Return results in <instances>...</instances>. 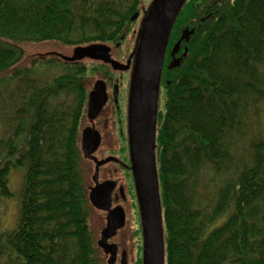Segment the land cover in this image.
<instances>
[{"label":"trees","instance_id":"obj_1","mask_svg":"<svg viewBox=\"0 0 264 264\" xmlns=\"http://www.w3.org/2000/svg\"><path fill=\"white\" fill-rule=\"evenodd\" d=\"M142 0H0V200L23 167L16 226L0 230V264H106L81 144L87 65L41 56L10 69L21 43H134ZM142 17L134 31L132 17ZM140 16L138 19H140ZM185 28L181 65L162 70L156 151L165 264H264V0H187L170 32ZM182 55V54H181ZM222 221V222H221ZM221 222V223H220Z\"/></svg>","mask_w":264,"mask_h":264},{"label":"water","instance_id":"obj_2","mask_svg":"<svg viewBox=\"0 0 264 264\" xmlns=\"http://www.w3.org/2000/svg\"><path fill=\"white\" fill-rule=\"evenodd\" d=\"M186 1L153 0L142 18L138 42L130 57V63L133 66L129 102L130 154L143 226L144 264H165L163 209L156 155L157 117L168 39L175 19ZM138 16L139 12H135L132 20L135 21ZM194 33V29L183 30L180 39L172 48L171 55L174 58L169 68L180 66L182 58H175V55L179 52L181 43L189 41ZM77 54L82 55L83 50L79 49ZM115 65L118 69L122 68L120 64L115 63ZM104 98L105 83L97 81L94 91L89 92L88 96L87 110L89 108L90 117L94 118L99 113ZM81 144L84 158L91 156L101 145L100 133L91 128L85 129ZM84 168L87 180L89 173L85 164ZM115 186V182L106 181L92 187V192L89 191L94 207H99L101 211L104 209L108 213L99 241L106 254L109 249L115 250V245L110 243V239L114 236L116 228L122 225L126 218L122 207L111 209L112 192ZM108 264H114V260L110 259Z\"/></svg>","mask_w":264,"mask_h":264},{"label":"flooded vegetation","instance_id":"obj_3","mask_svg":"<svg viewBox=\"0 0 264 264\" xmlns=\"http://www.w3.org/2000/svg\"><path fill=\"white\" fill-rule=\"evenodd\" d=\"M132 53L125 61L110 56L111 63L108 61L98 62L100 68L110 65L115 74L119 72V78L114 81L113 77H106V72L102 75V72L99 71V79L96 82L103 81L105 83V98L99 113L94 118L90 117L88 108L82 130V135L87 128L98 131L101 135L99 149L91 156L84 158V164L91 166V168L88 167L90 185L94 188L106 181L115 182L111 209L122 207L126 215L124 223L116 228L114 236L110 239L112 241H109L115 245V250L109 249L107 252V264L110 259L114 260V264H144L143 226L129 137V102L133 72L130 57L133 55ZM172 58L174 57L171 55L170 62L173 60ZM170 62L164 64L163 68L170 69ZM115 63L122 65V68L118 69ZM93 67L96 68V65ZM95 83L90 92L94 91ZM102 212L108 217V213L104 209ZM137 224L138 229L136 228ZM138 231L140 233L139 241L136 235Z\"/></svg>","mask_w":264,"mask_h":264},{"label":"rangeland","instance_id":"obj_4","mask_svg":"<svg viewBox=\"0 0 264 264\" xmlns=\"http://www.w3.org/2000/svg\"><path fill=\"white\" fill-rule=\"evenodd\" d=\"M151 0H142L141 4L145 8V5H148ZM151 5V4H150ZM142 16V15H141ZM140 19H136L134 24V31L139 29L140 26ZM175 44V43H174ZM173 44V45H174ZM172 45V46H173ZM21 46L24 50L22 57L10 67V69L30 65L32 60L41 56H58L63 59L68 60H77L80 62H84L87 65L88 72L86 73L88 77V90L92 89L94 83L97 79H99V74L101 71L102 75L106 72V77H113L112 79L119 78V72L117 74L111 69L110 65L107 67L100 68L98 66V62L100 61H109V57H114L119 60L125 61L131 55L132 51L134 50V43H124V40L118 43H106V42H90L81 45H68L62 43L61 41L56 40H46V41H27L21 43ZM79 49L83 50L82 55H78L77 52ZM181 52V51H180ZM178 53L179 57L182 58L184 56L183 53ZM182 54V55H181ZM96 61V62H94ZM96 65V68L93 67ZM106 68V70H105ZM105 70V71H104ZM103 77V76H102ZM164 96L163 93H160L159 96V108L164 110ZM86 118V116H85ZM84 128V127H83ZM6 125L4 121L0 122V139L5 136ZM29 136V129L26 128L24 131L16 138L15 145L17 151L15 154H10L7 149L2 150V156L0 159V165L5 164L6 162L10 161L12 163H16L17 158L20 154L25 150L27 146V138ZM124 145V141H123ZM1 150V148H0ZM86 166V164H85ZM88 167L86 166L87 170ZM23 175H24V168L23 167H15L12 166L9 172V187L12 191V196L7 198H2L0 200V230L4 229H11L16 226L19 207L21 204V186L23 183ZM90 177H87L88 190L92 192L93 188L90 185ZM222 222V221H221ZM220 222V223H221ZM89 224L94 230V232L101 236L103 228L106 225V214L99 209V207H93V212L89 218ZM137 229L138 224H137ZM137 239L140 240V233L137 232ZM112 241V240H111ZM140 249V247H139ZM106 264H107V256H106Z\"/></svg>","mask_w":264,"mask_h":264}]
</instances>
